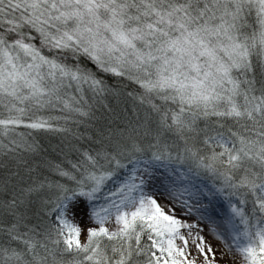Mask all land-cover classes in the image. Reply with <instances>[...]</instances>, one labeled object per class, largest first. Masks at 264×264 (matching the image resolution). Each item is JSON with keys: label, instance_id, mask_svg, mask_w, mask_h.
Instances as JSON below:
<instances>
[{"label": "snow or ice", "instance_id": "snow-or-ice-1", "mask_svg": "<svg viewBox=\"0 0 264 264\" xmlns=\"http://www.w3.org/2000/svg\"><path fill=\"white\" fill-rule=\"evenodd\" d=\"M0 264H264V0H0Z\"/></svg>", "mask_w": 264, "mask_h": 264}, {"label": "trees", "instance_id": "trees-1", "mask_svg": "<svg viewBox=\"0 0 264 264\" xmlns=\"http://www.w3.org/2000/svg\"><path fill=\"white\" fill-rule=\"evenodd\" d=\"M43 142L45 143V145H48L49 143L54 145L58 142V138L55 135H48Z\"/></svg>", "mask_w": 264, "mask_h": 264}, {"label": "rangeland", "instance_id": "rangeland-1", "mask_svg": "<svg viewBox=\"0 0 264 264\" xmlns=\"http://www.w3.org/2000/svg\"><path fill=\"white\" fill-rule=\"evenodd\" d=\"M209 240H211V237H209ZM212 243H213L214 246H218V245H216L215 241H212Z\"/></svg>", "mask_w": 264, "mask_h": 264}]
</instances>
